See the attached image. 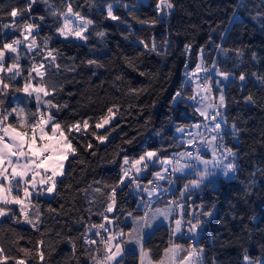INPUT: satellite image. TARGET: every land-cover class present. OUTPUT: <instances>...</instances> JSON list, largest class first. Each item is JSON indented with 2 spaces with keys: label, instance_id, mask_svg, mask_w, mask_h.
Listing matches in <instances>:
<instances>
[{
  "label": "trees",
  "instance_id": "1",
  "mask_svg": "<svg viewBox=\"0 0 264 264\" xmlns=\"http://www.w3.org/2000/svg\"><path fill=\"white\" fill-rule=\"evenodd\" d=\"M125 2L136 4L137 0ZM156 3L157 0H144L139 11L132 15L122 6L115 9L126 21L119 24L105 19L102 10L90 8L85 0H74V9L93 19L96 30H107V36L103 41L93 37L88 45L81 47L54 37L50 47L60 49L64 55L57 61L62 65L60 72H48L43 78L51 93L45 99L54 97V103L68 105L58 115L62 122L91 117L90 125L106 114L108 107L115 106L112 125L117 127L105 143L88 135L93 149L85 150L86 140L81 136L79 153L65 162L67 175L58 179L62 182L57 184L56 191L51 197L40 196L38 202L33 200L34 207L31 205L29 214L35 219V213L39 212L43 221L40 231L26 224L13 223L9 216L0 219V246L10 258L8 264H15V258L25 259L26 264H41L35 256L38 246L45 251L47 264H93L85 251L88 246L84 244V237L95 239L91 232L97 230L94 225L104 223L113 233L121 229L126 234L132 231L133 221L128 213L142 216L144 207L137 206L139 197L129 187L117 189L116 208L113 213H105L110 189L118 183L121 174L122 157L127 155L131 162L145 151H156L157 159L170 156L173 159L182 150L183 142L179 141L175 130L200 120L192 99H187L192 97V89L184 76L185 65L188 71L195 67L201 48H204L206 66L215 60L220 70L234 72L237 76L243 71L247 79L243 91L239 90L238 79L224 86L227 106L221 114L228 124L223 143L232 149L235 159L229 156L220 163L233 162L236 171L227 179L219 169L210 182H206V188L192 192L188 203L194 209L202 205L204 210L212 211L210 217H203V228L195 243L204 250L205 264H244L245 253L254 259L264 257V84L251 75L264 76V31L252 18L260 0H173L175 7L166 23L154 27L142 25L139 20L157 16ZM25 4L26 0H0V17H3L0 19V44L20 36L19 31L12 27L5 29L2 25L12 23L13 18L8 15L12 7ZM32 14L46 15L45 5H34ZM234 14L238 17L235 23L232 22ZM51 23L49 18L47 24ZM47 24L41 28L40 37L53 35L54 30ZM122 33L129 38L125 40ZM222 34L226 35L223 44L229 50L227 57L215 47L222 43ZM138 39L149 43L154 39L162 49L167 42L166 54L165 51L161 54L146 52ZM185 45H190V50L186 51ZM93 46L94 50H90ZM235 49H241L243 55L236 56ZM253 53H256L255 60ZM69 57H75V65ZM87 59H96L101 66L81 63ZM21 63L28 67L27 60ZM73 66L75 71L67 70ZM40 79L37 77L33 84ZM16 83L23 86L22 80ZM178 90L182 91V97L174 103L172 98ZM216 94L214 90L213 99ZM249 94L254 98L252 103L244 100ZM13 96L21 98L24 94L10 95L6 107L10 108ZM27 107L35 111L34 102ZM233 123L238 129L236 136L231 135ZM92 130L105 132V129L90 127L89 131ZM129 140L132 143H126ZM93 151L95 155L91 154ZM157 169L150 164L140 179L142 183L147 186ZM193 178L190 171L175 179L174 201L186 182ZM97 188L101 191L97 192ZM5 207L19 212L12 205ZM105 214L113 221L111 224L103 219ZM39 241L43 243L38 245ZM171 242L182 245L184 250L193 243L181 236L172 238L164 224L143 234L144 252L152 262L162 258ZM96 247L92 245L89 251ZM22 248L32 251L26 254L20 250ZM99 249L102 252L100 245ZM141 254L139 246L126 248L122 264H140ZM185 254L182 250L180 257Z\"/></svg>",
  "mask_w": 264,
  "mask_h": 264
},
{
  "label": "snow or ice",
  "instance_id": "2",
  "mask_svg": "<svg viewBox=\"0 0 264 264\" xmlns=\"http://www.w3.org/2000/svg\"><path fill=\"white\" fill-rule=\"evenodd\" d=\"M85 3L90 8L102 10L105 19L125 24L126 21L117 14L115 9L122 6L129 15H132L139 11L144 0H137L136 4L125 2V0H111L106 4L104 0H85ZM37 4L45 5L46 15L34 16L32 14L33 7ZM242 6L246 7V5ZM79 7H82V5ZM174 7L173 0H157L155 5L157 16L151 19L139 20V22L150 27H154L159 23H166ZM26 13L27 17H25ZM8 15L13 18L12 23L3 24L2 27L5 29L12 27L14 30L19 31L20 36L12 39L11 42L5 40L0 44V205H3L0 206V217L9 216L13 223L26 224L32 229L40 231L43 221L40 219L39 212L35 213V219L29 214V206L34 207L33 200L35 199L38 202L40 196L52 195L56 191L57 184L62 182L58 180V177L67 175L65 162L69 161L70 157L75 158L79 153L81 136L85 137L86 140L85 150H89L93 149L94 145L90 140H87L88 135L94 137L99 143H105L117 127L112 125V121L116 116L115 106L108 107L106 114L98 117L94 125L89 123L91 117L74 122H62L58 119L59 113L68 105L60 106L54 103V97L45 99L51 93L43 78L48 72H60L62 65L57 61L63 58L64 54L60 49L51 48L50 45L54 37H58L62 38L64 42L75 44L77 47L86 46L93 37L103 41L107 36V30H96L97 26L93 19L74 9V0H59V2L57 0H26L24 6L12 7ZM2 18L0 17V19ZM16 18H19V21ZM49 18L52 20L51 24H47ZM252 18L258 21L260 29L264 31V0H260V4ZM137 19L139 18L137 17ZM237 19L238 17L234 14L232 22L235 23ZM46 24L54 30L53 35L40 37V30ZM38 37H40L39 40ZM123 38L127 40L129 37L123 35ZM220 39L222 43L216 44L215 47L227 57L229 50L223 44L226 35L222 34ZM137 42L149 53L161 54L167 47V42H165L164 49H162L154 39L150 43L145 42L143 39H138ZM90 50H94V46ZM185 50H190V45H185ZM234 52L238 57L243 55L241 49H235ZM199 55L201 62L195 66L192 75L196 76L200 72L205 74L202 78V88L209 95L201 97V103L196 111L201 117L208 120V123L203 125L197 123L193 127L199 129L203 126L205 129H210L213 134L210 139H207L199 132L189 133L190 138L186 143L194 151L178 153L176 154L177 158L174 160H163L162 164L166 166L162 169L163 174L161 171H156L153 173L154 180H149L147 183L153 185L155 181H167L171 185L174 180L170 177L175 176L176 173H184L188 169L195 171V178L184 185L179 202L170 201L163 209L153 208V197L159 199L161 193L158 191V187L149 188L145 186L142 188L139 176L149 168L150 164L156 163L154 158H157V152L145 151L131 162L129 157L124 155L122 157L121 174L118 183L110 189L108 196L110 202L107 203L105 213L114 212L117 204V189L123 190V187H130L131 185H135V194L141 196L140 204L143 205L145 210L142 216L128 213V217L133 221V228L127 234L122 229L113 233L104 223L93 226L107 233L106 236H102L99 230L96 231L94 235L100 237L99 241L88 236L84 237V244L88 246L85 251L93 264H122L124 256L122 244L125 242L135 243L143 253L145 251L143 247L144 229L151 227L161 217L164 220H169L174 211L173 205L180 210L178 218L174 219L173 234L179 233L181 237L186 236L193 243L186 250L183 249L182 245L174 244L165 248V255L171 253L174 256L175 250L179 249L186 252L180 259V264H205L203 259L204 250L202 247H198L195 241L203 228V217H210L212 211L204 210L202 205L199 214L186 209L192 207L188 203L191 200L192 192L206 188L208 186L206 182H210V178L216 175L214 169L217 165L229 156L233 157V160L235 159V153L223 143L224 129L227 127L228 122L220 110L227 106L224 92L225 83H235L238 79L240 82L239 90L243 91L247 74L241 71L237 76L234 72L222 71L218 68L215 60L211 61L210 66H206L204 48L200 49ZM252 58L253 60L256 59V53L252 54ZM68 59L75 65V57H69ZM22 60L28 61L27 68L21 63ZM81 63H86L89 66H101L96 59H87ZM67 70L75 71L76 67L73 66ZM25 72L27 75H25ZM210 72H214V77L209 75ZM141 75H144V73H141ZM251 75L255 76L261 84H264V76H259L257 73H251ZM185 76H189L187 65H185ZM37 77L41 79L34 85L33 81ZM18 80L23 81L22 87L17 86L16 82ZM214 90L219 92L218 103H205L204 101L209 99ZM53 92H55V88H53ZM13 93H23L24 99L13 96L14 106L6 107V100ZM181 97L182 91L178 90L172 98L173 102H178ZM187 99L194 100L195 96ZM244 100L246 103L254 102L251 94L244 97ZM33 102L35 103V111L27 107L28 104ZM210 109L211 111H209ZM109 125L111 127L106 128ZM90 127H94L96 130L105 129V132L98 133L95 130L90 132ZM46 129L50 130L51 134ZM177 131L184 130L178 128ZM231 135H238L235 123L231 126ZM73 141L77 143L74 144ZM126 143H132V141L129 140ZM202 148L211 150V159L204 158L201 153ZM91 154L95 155V152L93 151ZM182 160L186 162L181 163ZM129 164L130 167H125ZM169 165L170 168L167 167ZM198 165H202V169ZM132 169L135 170V174L130 175ZM235 171V164L229 162L224 166L223 175L229 178V173H235ZM96 191L100 192L101 189L97 188ZM164 191L166 192L168 189H164ZM20 193H22V196ZM142 193L147 194V200L143 199ZM7 205L19 206V212L17 213L10 207L6 208ZM103 219L109 224L113 222L106 214L103 215ZM42 243L43 241H39L38 245ZM101 243L103 244L102 253L99 249ZM92 245L97 247L95 250L89 251ZM20 250L26 254L32 251L28 248ZM73 251H75V245ZM35 256L41 264H47L45 251L39 246L36 248ZM9 259L4 254V248L0 246V264H8ZM243 259L245 264H264V257L254 259L245 253ZM15 264H26V261L22 258H15ZM140 264H143V259H141ZM158 264H165L163 257L158 261Z\"/></svg>",
  "mask_w": 264,
  "mask_h": 264
},
{
  "label": "crops",
  "instance_id": "3",
  "mask_svg": "<svg viewBox=\"0 0 264 264\" xmlns=\"http://www.w3.org/2000/svg\"><path fill=\"white\" fill-rule=\"evenodd\" d=\"M187 77H189V76H187ZM189 83H190V86H191V89H192V97L195 96V99H194V100L192 99V102H193L194 105H195L196 98L204 94V91H203V89H202V87H201V85H200L199 79H198V74H196L195 79L189 81ZM218 96H219V92H217V94L215 95V97H214V99H213V103H218ZM21 99H24V96H22ZM14 104H15V101H14V99H12V100H11V106H10V107L14 106ZM221 110H222V109H221ZM221 110H220V111H221ZM195 124H196V123H195ZM195 124H192V125L189 126V127H179V128H182L184 131H177V129L175 130V135H176L178 138H180V140H179L180 142H183L182 140H183V137H184L185 134H188V135H189V133H196L197 128L193 127V125H195ZM222 127H223V126H222ZM46 130H48V129H46ZM48 131H49V134H51V133H50V130H48ZM212 134H213V133L210 131V129H208V132H207V139H210ZM210 152H211V150L208 149V154L204 155V158H205V159H211V154H210ZM154 159L156 160V163H154L153 165H155L156 167H158V169L155 170L153 173H155L156 171H161L162 174H163L162 169H163L164 167H166V166L162 164V161L165 160V159H157V158H154ZM223 165L225 166L226 164H224V163H219V164L217 165V167L214 169V171H218V170L220 169L219 172H221V171L223 172V168H224ZM127 167H130V165L127 166ZM167 167L170 168V165L167 166ZM198 167H199L200 169H202L203 166H202V165H198ZM153 173H152V175H151V179H152V180H154ZM132 174H135V170H134V169H132L131 172H130V175H132ZM42 175H43V173H42ZM142 175H143V172H142V173L140 174V176H139V182H140V183H142V181L140 180V179L142 178ZM192 176L195 178V171L192 173ZM178 177H183V174H182V173H176V174H175V179L178 178ZM59 178H60V177H58V179H59ZM194 178H193V179H194ZM191 180H192V179H191ZM191 180H189V181H191ZM189 181H188V182H189ZM155 182L159 184V186H158V191L160 192V191H161V188H162V185H163V183H164V181H155ZM188 182H186V184H187ZM145 186H146V185L143 183V187H145ZM131 187H132V189H134V188H133L134 185H131ZM183 188H184V187H183ZM183 188H182V189L178 192V194L175 196V201H176V202H178V200L180 201L181 191L183 190ZM198 190H199V189H198ZM132 191L134 192V190H132ZM194 191H197V190H194ZM194 191H193V192H194ZM15 194H16V193L14 192V195H15ZM20 195L22 196V193H20ZM141 195H142V197H143L144 200H147V194H146V193H142ZM43 196H44V197H49L50 195H49V196H48V195H43ZM137 196H138V195H137ZM138 197L141 198V196H138ZM156 199H157V198L154 196V197H153V201H155ZM164 203H166V201H164V200H160V201H158L156 204H154L152 207L154 208L156 205L164 204ZM0 206H3V205H0ZM12 206L16 207V208L19 210V206H17V205H12ZM30 207H31V205L29 206V209H30ZM139 207L143 208V205H141V206L139 205ZM176 209H177V207H176ZM186 210H187V211H190L189 208H187ZM178 211H179V210H178ZM176 215H177V213H176ZM1 218H2V217H0V219H1ZM164 223H166V222H163V220L157 219V220L152 224L151 227H146V228L144 229V234H145V235L149 234V233H150L155 227H157V226L160 225V224H164ZM171 233H172V238H178V237H180V234H179V233L173 234V230H172V229H171V231H170V234H171ZM183 238H184V239H188L186 236L183 237ZM174 244H176V243L171 242V243L169 244L168 247H171V246L174 245ZM137 246H138V245H136L135 243H129V242H125L124 244H122V247L124 248V250H125L126 248H133V249H136ZM181 251H182V250H179V249L175 250V255H174V256H173L171 253H169L168 255H165V252H163L162 257L164 258L165 264H180V259H181L180 254H181ZM141 259H142V254H141ZM141 259H140V261H141Z\"/></svg>",
  "mask_w": 264,
  "mask_h": 264
},
{
  "label": "rangeland",
  "instance_id": "4",
  "mask_svg": "<svg viewBox=\"0 0 264 264\" xmlns=\"http://www.w3.org/2000/svg\"><path fill=\"white\" fill-rule=\"evenodd\" d=\"M60 39H62V38H60ZM201 61H200V55H198V62H197V64L198 63H200ZM196 64V65H197ZM195 65V66H196ZM194 70H195V67L191 70V71H188L189 72V77H186L185 76V73H184V76H185V79L187 80V81H191V80H194L195 79V77L196 76H193L192 75V73L194 72ZM200 82V81H199ZM200 85H201V87H202V83L200 82ZM203 89V88H202ZM206 94L207 93H205L204 92V94L203 95H201V96H199V97H197L196 98V102H197V104H198V106L197 107H199V105H200V103H201V97L202 96H206ZM205 103H207L208 102V100L207 101H204ZM211 102H212V97H211ZM196 107V108H197ZM199 114V113H198ZM200 116V115H199ZM99 130H101V129H99ZM196 132H198V129H197V131ZM207 132H208V129H207ZM207 132H206V135H205V138H207ZM186 135V138H184L182 141H183V147H184V145H185V143H186V140H187V138H190V136L188 135V134H185ZM188 136V137H187ZM183 149V148H182ZM183 152H185V151H183ZM164 159H172V156H170V157H167V158H164ZM184 162H186V161H181V163H184ZM171 167V166H170ZM144 172V171H143ZM189 172H190V169H188V170H186L184 173H182L183 174V176H185V175H187V174H189ZM193 173V172H192ZM233 175H234V173H229V178H227V179H230V178H232L233 177ZM226 178V177H225ZM188 182V181H187ZM141 184V187L143 188V183H140ZM134 189H132V187L130 186L129 187V190L130 191H132V190H134V194H135V185H134V187H133ZM136 195V194H135ZM49 196V195H48ZM49 197H51V195L49 196ZM140 200H141V198L139 197L138 198V200H137V206L139 207V205L141 206L142 204H140ZM178 202H179V200H178ZM169 203H164V204H159V205H156L154 208H161V209H163V208H165V206L166 205H168ZM173 208H174V211L172 212V216L170 217V219L169 220H164L162 217L161 218H159L160 220H163V222H166V223H164V225H166L168 228H169V231H171V229L172 230H174V228H175V224H174V219L175 218H178V216H179V208H177L176 209V207H175V205H173ZM179 210V211H178ZM189 210L190 211H193L194 212V207L192 206L191 208H189ZM176 213H177V215H176ZM171 236H172V233H171ZM197 239V238H196ZM142 259H143V264H158V262H152L150 259H149V257H148V254L147 253H142ZM244 264H245V262H244Z\"/></svg>",
  "mask_w": 264,
  "mask_h": 264
},
{
  "label": "built area",
  "instance_id": "5",
  "mask_svg": "<svg viewBox=\"0 0 264 264\" xmlns=\"http://www.w3.org/2000/svg\"><path fill=\"white\" fill-rule=\"evenodd\" d=\"M204 73L203 72H201V74H200V76H199V81L202 83V78L204 77ZM209 75H211V76H213V72H210L209 73ZM209 94H206V96H208ZM211 97H212V94L209 96V99H208V102H211ZM198 106V104H197V102H195V105H194V107H195V109H196V107ZM209 111H211V109L209 110ZM198 123H200L201 125H203V124H207L208 123V120H206L204 117H201L200 116V120H199V122ZM198 132L203 136V137H205V135H206V132H207V129H205L203 126H201L199 129H198ZM188 137V136H187ZM186 138V137H185ZM189 138H187V140H188ZM187 140H186V142H187ZM183 151H194V149L193 148H191L190 146H188L187 145V143H185V145H184V147H183V149L179 152V153H181V152H183ZM208 151L207 150H205V149H201V153H202V155H204V154H206ZM178 154V153H177ZM175 158H177V155H175L174 157H173V160L175 159ZM149 167H150V165H149ZM172 180H174V183H172L171 185H169V183L167 182V181H164V186H163V188H162V191H161V195H160V198L159 199H156L155 201H157V200H160V199H166V201L169 203L170 201H174V184H175V176H172V177H170ZM158 184L157 183H155V184H153V185H148L150 188H152V187H156ZM164 189H168V191H164ZM145 210V209H144ZM194 212L195 213H197V214H199V212H200V206H198V208L197 209H194ZM107 226V225H106ZM100 231L101 232V235L102 236H104V231L102 230V229H97L96 231ZM96 231H94V230H92L91 232H93V234L96 232ZM95 240H97V241H99L100 240V237H97V236H95ZM100 247H101V250L103 251V244L101 243L100 244ZM102 253V252H101Z\"/></svg>",
  "mask_w": 264,
  "mask_h": 264
}]
</instances>
